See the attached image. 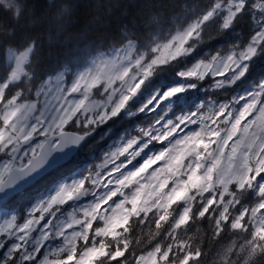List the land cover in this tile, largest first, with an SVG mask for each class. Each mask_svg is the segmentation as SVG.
<instances>
[{
	"label": "snow or ice",
	"instance_id": "6c2138e0",
	"mask_svg": "<svg viewBox=\"0 0 264 264\" xmlns=\"http://www.w3.org/2000/svg\"><path fill=\"white\" fill-rule=\"evenodd\" d=\"M245 17L252 33L246 43L236 30ZM228 35L233 39L215 55L208 53L169 79V68L185 63L214 36ZM34 46L33 42L18 54L9 50L10 74L0 83V153L9 157L0 167L3 196L9 195L7 189L18 190L57 169L97 127L113 118L155 113L164 105L179 107L186 103L188 90L197 88L193 81L209 75L223 77L214 81L217 89L247 79L255 59L264 56V0H210L207 4L194 0L185 5L184 19L175 31L170 29L163 41L153 36L145 51L129 38L112 50L114 55L95 58L75 73L70 84L61 73L55 87L52 77L44 81L36 100L26 99L23 91L9 99L5 91L16 82L31 91L22 78L28 76L25 66ZM135 104L140 106L133 112ZM205 107L212 109L211 115L203 114ZM197 116L198 120L193 119ZM176 120H168L163 131L153 124L140 128V135L116 148L105 161L113 164L109 177L119 173L115 179L104 183L100 173L81 174L63 183L60 177L54 178V186L32 204L22 223L13 215L0 225V264H131L127 253L132 250V233L146 221L155 223V230L147 233L149 244L157 237L170 242L166 246L156 242L146 255L134 257L135 264H201L202 248L193 237L183 238L190 221L196 219L214 222L215 236L225 229L240 236L239 243L225 250L222 264H264V75L232 101L218 106L215 101L202 103L196 112ZM197 123L199 130L173 137L181 125ZM70 124L80 131H67ZM36 135L43 139L33 145ZM169 137L173 140L168 147L148 156L134 170L121 172L126 165L115 163L128 153L131 164L153 141ZM24 145L28 147L22 150ZM158 160L166 161L164 179L153 172L147 179H156V184H142V174ZM97 188L105 191L97 193ZM89 195L92 200L63 218L62 206ZM113 197L121 199L117 202ZM109 201L114 207H103ZM135 242L143 243L140 237Z\"/></svg>",
	"mask_w": 264,
	"mask_h": 264
},
{
	"label": "trees",
	"instance_id": "16d2710c",
	"mask_svg": "<svg viewBox=\"0 0 264 264\" xmlns=\"http://www.w3.org/2000/svg\"><path fill=\"white\" fill-rule=\"evenodd\" d=\"M193 2L194 0H22L23 10L18 17H14L10 9L0 4V83L4 82L10 73V69L7 68L6 49L21 50L33 42L35 45L25 66L28 76L22 78L31 86V91L29 92L21 82H16L6 89V97L10 98L18 91H23L25 98L30 100L44 76L54 74L60 69L73 70L82 67L91 57L122 47L129 38L137 42L140 51H145L153 36L163 41L170 29L175 31L176 24L184 19L185 5L190 6ZM195 2L207 4L210 0ZM153 17H156V20ZM236 30L243 34L246 43L252 34L247 17L237 25ZM232 39L231 35L214 36L212 40L200 45L196 53L188 57L185 63L169 68L168 71L172 73L169 79L175 78V71L192 67L208 53L215 55L217 49ZM261 75H264V56L255 59L247 79L231 87L225 89L213 87L214 81L223 77L209 75L204 80L193 81L197 88L188 90L186 103L179 107L164 105L155 113H137L132 117L125 115L107 121L96 128L72 159L53 169L21 193L7 196L0 203V210L14 211L17 221H21L26 213L25 208L54 186L52 183L54 178L60 177L61 183L81 174L85 176L92 174L96 171L95 163L101 159L100 153L120 136L140 135V128H148L149 124L154 123L156 116L164 113L162 120L169 117H175L176 120L177 116L182 115L181 112L197 111V106L202 103L207 105L209 101H215L218 106L220 103L232 101ZM139 106L135 104L131 110L136 112ZM202 111L208 116L212 109L205 107ZM66 129L80 131L71 124ZM166 144L165 141H153L144 151L153 152ZM3 156L4 154L0 153V158ZM87 186L90 187L89 184ZM230 211L235 214V210ZM151 215L150 213L149 216ZM187 227L188 231L183 238L193 237L195 245L202 248L204 255L201 257V264H214L212 255L219 245L241 240L239 235H234L228 229L220 236H215L214 222L209 224L207 219L190 221ZM149 229L155 230L154 222L149 224L146 221L143 225H137L133 231L132 250L127 253L131 264H135L134 257L151 250L156 242L164 246L170 242L167 238L157 237L149 244L147 242ZM135 237H140L143 243L136 245Z\"/></svg>",
	"mask_w": 264,
	"mask_h": 264
},
{
	"label": "rangeland",
	"instance_id": "374dc122",
	"mask_svg": "<svg viewBox=\"0 0 264 264\" xmlns=\"http://www.w3.org/2000/svg\"><path fill=\"white\" fill-rule=\"evenodd\" d=\"M119 48H120V47H119ZM25 49H26V48H23V49L17 51V50H15V49H13V48H7L6 51H5V53H6L5 56H6L7 64L9 63V55H10V51H9V50L15 51V52H17V54H18L19 52L24 51ZM112 50H113V49H112ZM112 50L106 51V52H104V53L97 54L95 57H91V58L89 59V62L85 65L84 68L88 67L89 64L91 63V61H92L93 59H95V58H100V57H102V56L107 57L108 55H114V53L112 52ZM141 52H142V51H141ZM84 68L77 69L74 73H72V76H71L68 80H66V73H67V71H60L59 73H56V74H54V75H51V76H48V77L44 78V79L42 80V82H41V83L37 86V88L35 89V91H34V93H33V96H32V99H31V100H36V99H37V97H36V91H37V89H38V88L44 83V81L48 80L49 77H52V78H53V83H52V85H51L52 87H55V78H56L57 76H59L61 73L64 74L66 82L70 84V83H71V80H72V78H73V75H74L75 73H77V72L83 70ZM68 70H69V69H68ZM69 71H70V70H69ZM9 74H10V73H9ZM98 97H99V96H98ZM98 97H95V98L99 99L100 97H99V98H98ZM39 99H40L41 101H43L45 98H44L43 96H41V97H39ZM241 103H242V102H241ZM208 115H211V112H209ZM181 116H182V115H181ZM157 119H160V117H159V116H156L155 121H156ZM193 119H197V120H198V116H197V117H193ZM217 119H218V120H222L223 117H217ZM168 120H172L174 123H178V121L175 120V117H171V118H168V119L161 120L159 124H156L155 121H154L153 125H154L155 129L160 130V131H163V130H164V125L168 122ZM30 122H32V121H30ZM208 123L210 124V126L215 127V125H211V122H210V121H209ZM73 126H74V125H73ZM221 126H223V125H221ZM66 127H67V126H66ZM199 128H200V126L198 125V123H197V124L181 125V126H180V129H177V132H176V133H173V137H175V138H177V139L182 138V137H183L184 135H186L188 132L199 130ZM181 129H183V131H181ZM153 134H156V133L154 132ZM173 137H169V138L166 139V140H162V141L167 142V146H165V147H168V146H169V141H170V140H173ZM42 139H43V137L36 135V140H35L34 142H32V144L34 145L35 143H38V142H39L40 140H42ZM126 140H127V139L117 141L116 143H114V144L111 146V148H109V150H107V151L104 153L101 162H99V163L97 164L96 171L92 173L93 176H95L96 173H100L101 176L103 177V182L106 183L108 179H110V178H111V179H115V177L119 175V173H113L112 176L109 177V176H108V173L111 172V170H112V168H113V164H112V163H107V164H105V161L108 160V159H110V155H111V153L114 152V151L116 150V148L121 147V146L126 142ZM157 142H160V141H157ZM173 142H174V141H173ZM27 147H28V146H27ZM27 147L24 148V149H27ZM135 148H136V146H133V149H130L129 151H130V152H131V151H134ZM24 149H23V150H24ZM162 150H163V148L160 147V149H159L158 151H153V152H150V150L147 151V152L143 151L139 156H136L134 159H132V163H131V164H128V163H127V160H128V159H131V157L128 155V153H125L124 156H120L118 159H116L115 163H116V164L124 163V164L126 165V168H122V169H121V172H124V171H126V170H134V168L139 167L140 164H142V163L144 162V160L147 159L148 156L153 155L154 153H158V152H160V151H162ZM8 159H9V157H7V156H5V155H4L2 158H0V167H2L3 164H4ZM17 163H19V161H17ZM165 163H166V161H164V160H158V161H156L155 164H152L151 167H149V168L147 169V171H146L145 173L142 174V175L145 177V179H142V180H141V183H142V184H145V185H148V184H153V185H154V184H156V179H152V180L147 179L148 177L151 176V174H152L153 172H158V178H159V180H163V179H164V166H165ZM158 170H159V171H158ZM170 184H171V181H169V185H170ZM89 186H90L89 188H91V184H90V183H89ZM110 187H112V186H110ZM146 190H147V189H146ZM146 190H145V191H146ZM95 191H96L97 193H101V192L105 191V189H103V188H97V189H95ZM128 191H129V189H125V192H128ZM92 199H93V197H92L91 195H89L87 198H85L84 201H80V202H78V203H75V202H71V201H69L66 205H64V206L61 207V213L63 214V218H64V219H67V217H68V213H71V212L73 211L74 208H77V207H79V206H81V205H85V204H87V203H88L90 200H92ZM119 199H121V198H120V197H113V200H114V201H117V202H118ZM35 202H36V201H35ZM35 202H34V203H35ZM34 203H33V204H34ZM31 206H32V205H31ZM31 206L28 208V212L31 210ZM109 206L114 207V205L112 204V201H109L108 205H104L103 207L108 208ZM127 207H130V205H127ZM9 213H10V212H5V211H2V210L0 211V225H2L6 219H10V218L12 217V215L9 214ZM61 213H57V215L60 216ZM37 215H39V214L37 213ZM22 222H23V221H22ZM22 222H20V223H22ZM43 223H44V221H41V224H43ZM94 224H95V222H94ZM94 226H95V225H94ZM101 226H102V224H101ZM37 234H38V233H34V235H37ZM50 243H53V244H54L55 242H50ZM232 243H233V242H229V243H226V244H222L221 246L219 245V246L216 248V250L214 251V253H213V255H212V260H213V263H214V264H222V259H221V258H222V256H223L225 250H226V249H227ZM238 243H239V242H238ZM147 251H150V250H146V251H145L144 253H142L141 255H146V252H147ZM233 259H235V257H233Z\"/></svg>",
	"mask_w": 264,
	"mask_h": 264
},
{
	"label": "clouds",
	"instance_id": "9594fccd",
	"mask_svg": "<svg viewBox=\"0 0 264 264\" xmlns=\"http://www.w3.org/2000/svg\"><path fill=\"white\" fill-rule=\"evenodd\" d=\"M0 4H3L6 9H10L14 17H18L20 12L23 10L22 0H0Z\"/></svg>",
	"mask_w": 264,
	"mask_h": 264
},
{
	"label": "water",
	"instance_id": "95a60500",
	"mask_svg": "<svg viewBox=\"0 0 264 264\" xmlns=\"http://www.w3.org/2000/svg\"><path fill=\"white\" fill-rule=\"evenodd\" d=\"M33 140H34V139H33ZM25 146H27V145L22 146V148H24ZM75 153H76V152H75ZM75 153H74V154H75ZM74 154H73V155H74ZM72 157H73V156H72ZM70 158H71V157H70ZM70 158H69V159H70ZM69 159H68V160H69ZM68 160H67V161H68ZM67 161H65V162H67ZM65 162H63V163H65ZM34 182H35V181H34ZM34 182H33V183H34ZM33 183H31V184H33ZM31 184L24 185L23 188H20V189H18V190L7 189L6 191H7L9 194H16V193L21 192L23 189H25L27 186H29V185H31ZM0 196H2V195H0ZM83 199H84V197L81 198V200H83Z\"/></svg>",
	"mask_w": 264,
	"mask_h": 264
},
{
	"label": "bare ground",
	"instance_id": "6f19581e",
	"mask_svg": "<svg viewBox=\"0 0 264 264\" xmlns=\"http://www.w3.org/2000/svg\"><path fill=\"white\" fill-rule=\"evenodd\" d=\"M137 4V3H136ZM92 8V7H91ZM78 23H80V22H78ZM82 24V23H81ZM79 26H80V24H79ZM88 27V26H87ZM88 30V29H87Z\"/></svg>",
	"mask_w": 264,
	"mask_h": 264
}]
</instances>
